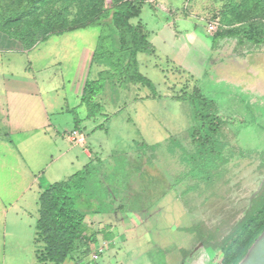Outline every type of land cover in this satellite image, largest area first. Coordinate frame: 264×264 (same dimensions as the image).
Returning a JSON list of instances; mask_svg holds the SVG:
<instances>
[{
    "label": "crops",
    "instance_id": "crops-1",
    "mask_svg": "<svg viewBox=\"0 0 264 264\" xmlns=\"http://www.w3.org/2000/svg\"><path fill=\"white\" fill-rule=\"evenodd\" d=\"M146 1L139 17L132 21L143 23L157 51L151 36L159 42L171 37L174 13L169 15L172 10L168 4L174 3ZM144 7L149 10L146 20L142 17ZM1 19L0 16V264H54L42 257L45 244L36 228L39 196L51 182L86 168L90 171L89 185L75 194L79 210L86 214L85 236L74 243L61 264H206L209 253L202 243L193 245L181 240L190 230L185 223L187 213L204 207L199 201L204 195L196 196L195 189L196 183L202 189L205 181H178L173 173L160 174L155 158L130 161L124 166L127 171H103V165L91 163L93 155L84 145L85 139L77 145L65 136L70 121L71 129L81 132L84 126L103 127L91 120L103 108L98 94L94 104H100L101 109L92 115H88L90 107L81 100L91 71L94 69L98 76L106 69L92 62L99 33L91 30L92 38L87 34L89 27L77 28L30 44L2 27ZM177 21L186 20L180 17ZM212 39L213 35L207 44L216 56L223 47L233 44L214 48ZM112 84L119 94L129 87L136 89L126 100L155 97L142 94L139 83L121 87L114 80ZM216 114L221 118L217 109ZM86 159L90 160L87 164ZM129 174L138 179L128 178ZM176 210H183L180 213L184 222L179 212L170 218ZM91 235L93 240L87 241ZM100 246L103 250L93 260L90 254Z\"/></svg>",
    "mask_w": 264,
    "mask_h": 264
},
{
    "label": "rangeland",
    "instance_id": "rangeland-1",
    "mask_svg": "<svg viewBox=\"0 0 264 264\" xmlns=\"http://www.w3.org/2000/svg\"><path fill=\"white\" fill-rule=\"evenodd\" d=\"M170 1L174 3L168 4L172 10L169 15L174 13L170 22L171 37L159 42L151 36L157 51L137 55L138 69L151 80L157 96L126 100L136 89L129 87L119 94L112 84L114 77H105V86L97 96L103 108L91 119L103 127L84 126V145L92 152L91 163L103 165L100 166L103 171H127L124 166L130 161L155 158L160 174L173 173L172 177L178 181H205L202 189L197 183L198 189H195L196 196L204 195V199L199 200L204 203L203 209L190 210L185 216L190 230L185 236L177 233L186 244L202 243L209 253L206 264L213 261L225 264L226 246L223 245L231 243V238L227 240V237L234 228L239 229L237 223L245 216L247 221L250 217L256 218L255 227L264 222V52L249 53L232 44L223 47L216 56L208 46L214 32L206 31V25L216 20L218 31L251 22L264 30V0ZM28 2L31 0H1V18L5 27L16 35L27 42H36L91 20L90 6L96 0H40L29 14H21ZM146 2L154 4L155 0ZM113 4L112 0H102L104 8ZM148 11L144 7V20ZM180 17L186 21H177ZM89 30L87 34L92 38L91 30L100 33L97 26ZM197 32L204 35L199 37ZM95 78L98 76L93 69L90 79ZM137 85L142 94L152 93L150 88ZM194 88L202 97L213 100L221 117L216 131V145L221 148L204 158L198 154L197 143L190 134L196 123L192 101L173 97L183 92L190 94ZM123 100L125 102L120 103ZM71 127L70 121L67 129ZM89 161L86 159L85 163ZM128 178L135 181L138 176ZM75 207L79 209L80 203L75 202ZM182 211L176 210V215L172 213L170 218ZM181 213L180 219L184 222ZM253 225H247L249 233L242 237V242L253 233ZM193 258L195 261L196 257Z\"/></svg>",
    "mask_w": 264,
    "mask_h": 264
},
{
    "label": "trees",
    "instance_id": "trees-1",
    "mask_svg": "<svg viewBox=\"0 0 264 264\" xmlns=\"http://www.w3.org/2000/svg\"><path fill=\"white\" fill-rule=\"evenodd\" d=\"M38 1L40 0L28 2L29 5L23 6L24 9H21L20 13L29 14L33 8L38 7ZM112 1L114 4L110 8H104L102 0H96L90 6V12L93 14V18L89 16L91 20L62 30L64 32L91 26L100 27L92 62L103 64L106 69L99 71L98 78L86 81L81 100L90 107L88 115H92L94 111H100L101 109L100 104H94V99L103 90V79L107 76H113L121 87L129 83H139L150 88L152 96H156L151 80L140 73L137 59L138 53L152 54L154 47L147 38L148 32L143 23L132 21L139 17L141 7L146 0ZM1 11L0 9V16ZM1 25L5 27L3 22H1ZM7 29L16 37L25 40L23 37L16 35L12 29ZM263 33V28L251 22L241 23L237 27L214 32L212 46L215 48L219 45L233 43L241 46L249 53H262L264 52ZM34 42L35 40H32L30 44ZM173 97L178 100L189 99L192 101L196 123L191 128L190 134L194 138L193 142L197 143L198 154L204 158V155L210 154L212 151L215 152L218 148L220 149L221 146L216 145V131L219 129L221 121L216 114L213 102L202 97L197 88H194L190 94L183 92L182 94H175ZM74 120L77 122L75 117ZM207 145L210 148L207 149ZM89 174L90 171L86 168L65 179L51 182L40 193L38 201L39 218L36 228L45 244V252L42 257L54 264H61L73 249L74 243L78 240L82 241L85 236L86 214L75 207V194L86 189ZM245 217L239 224L237 223L239 229L234 228L228 234L227 240L231 238V243L225 242L223 245L226 246L224 248L226 251L225 264H237L252 240L264 227V222L255 227L256 218L250 217V220L247 221ZM250 223L251 225L254 224V231L242 242V237H246L245 235L249 233L247 232V225ZM235 233L236 237L234 238ZM90 240H93V235L87 239V241Z\"/></svg>",
    "mask_w": 264,
    "mask_h": 264
},
{
    "label": "water",
    "instance_id": "water-1",
    "mask_svg": "<svg viewBox=\"0 0 264 264\" xmlns=\"http://www.w3.org/2000/svg\"><path fill=\"white\" fill-rule=\"evenodd\" d=\"M237 264H264V227L252 240Z\"/></svg>",
    "mask_w": 264,
    "mask_h": 264
},
{
    "label": "built area",
    "instance_id": "built-area-1",
    "mask_svg": "<svg viewBox=\"0 0 264 264\" xmlns=\"http://www.w3.org/2000/svg\"><path fill=\"white\" fill-rule=\"evenodd\" d=\"M218 22L216 20H210L207 22L206 29L208 32L213 33L217 31ZM65 136L73 143L77 145H82L84 143V135L78 129H71L65 132ZM102 247L100 246L95 251H93L90 256L93 260L98 257V254L102 252Z\"/></svg>",
    "mask_w": 264,
    "mask_h": 264
}]
</instances>
